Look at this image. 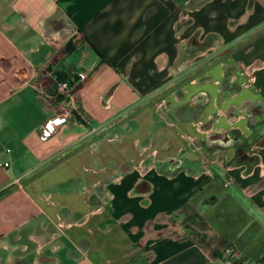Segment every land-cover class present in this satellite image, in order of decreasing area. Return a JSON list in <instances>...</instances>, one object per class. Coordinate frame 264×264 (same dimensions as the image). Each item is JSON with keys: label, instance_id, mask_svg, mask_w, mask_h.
Returning <instances> with one entry per match:
<instances>
[{"label": "crops", "instance_id": "obj_1", "mask_svg": "<svg viewBox=\"0 0 264 264\" xmlns=\"http://www.w3.org/2000/svg\"><path fill=\"white\" fill-rule=\"evenodd\" d=\"M182 35L221 52L186 81ZM79 73L78 111L40 141ZM228 246L264 264V0H0V264Z\"/></svg>", "mask_w": 264, "mask_h": 264}, {"label": "built area", "instance_id": "obj_2", "mask_svg": "<svg viewBox=\"0 0 264 264\" xmlns=\"http://www.w3.org/2000/svg\"><path fill=\"white\" fill-rule=\"evenodd\" d=\"M88 79V74L79 73L76 80H63L60 81L56 90V93L50 96V99L53 101L61 98L62 101H66L69 106H64L60 109L57 114L41 124L39 127V139L40 141H45L52 135H54L59 127L64 124L70 116L78 111L77 106V96L76 93L82 83ZM5 166H8V163H5ZM222 256L219 257L220 264H239L240 259L237 256V253L232 247H226L222 251Z\"/></svg>", "mask_w": 264, "mask_h": 264}, {"label": "rangeland", "instance_id": "obj_3", "mask_svg": "<svg viewBox=\"0 0 264 264\" xmlns=\"http://www.w3.org/2000/svg\"><path fill=\"white\" fill-rule=\"evenodd\" d=\"M186 5V4H185ZM189 5V4H187ZM185 38L182 35V39ZM185 39H181L179 42L182 46L181 58L182 64L178 68H171L170 72H173L174 69L177 70V73L181 74L180 81H186L190 79L196 72L203 68V66L209 61L211 62L219 53L216 51L214 55H209V43L215 40L214 37H197L196 35H187ZM197 38V40H195ZM195 41L196 44L194 43ZM213 51L212 53H214ZM172 86V85H171Z\"/></svg>", "mask_w": 264, "mask_h": 264}, {"label": "trees", "instance_id": "obj_4", "mask_svg": "<svg viewBox=\"0 0 264 264\" xmlns=\"http://www.w3.org/2000/svg\"><path fill=\"white\" fill-rule=\"evenodd\" d=\"M67 80H70V79H67Z\"/></svg>", "mask_w": 264, "mask_h": 264}]
</instances>
